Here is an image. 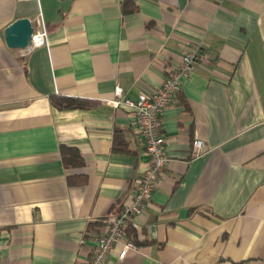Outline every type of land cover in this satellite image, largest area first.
<instances>
[{"label": "crops", "instance_id": "obj_1", "mask_svg": "<svg viewBox=\"0 0 264 264\" xmlns=\"http://www.w3.org/2000/svg\"><path fill=\"white\" fill-rule=\"evenodd\" d=\"M20 17L42 46L5 44ZM196 46L161 111L167 162L105 264H264V0H0V264L91 257L148 164L133 112L107 101L153 93Z\"/></svg>", "mask_w": 264, "mask_h": 264}, {"label": "built area", "instance_id": "obj_2", "mask_svg": "<svg viewBox=\"0 0 264 264\" xmlns=\"http://www.w3.org/2000/svg\"><path fill=\"white\" fill-rule=\"evenodd\" d=\"M45 36L44 25L34 27L31 43L27 49L42 46L45 43ZM203 59L199 46L184 53L179 64L172 69L170 75L156 91L150 94L141 93L137 99L125 97L121 87L116 85L114 97L107 102L115 108L125 107L133 112L141 132L148 164L135 181L130 201L122 205L120 212L109 221L105 232L97 237L91 257L84 264H105L108 252L119 241L125 224L141 213L149 202L155 184L167 162L165 138L161 132V111L176 98L182 80L187 78L198 62ZM201 144L200 139L194 141L197 150L201 148ZM135 248L133 242H125L119 252V258H124L129 250Z\"/></svg>", "mask_w": 264, "mask_h": 264}, {"label": "trees", "instance_id": "obj_3", "mask_svg": "<svg viewBox=\"0 0 264 264\" xmlns=\"http://www.w3.org/2000/svg\"><path fill=\"white\" fill-rule=\"evenodd\" d=\"M50 100L53 106L58 109H73L85 107V102L81 99L71 96H61L58 94H52ZM122 142L117 134L114 136L113 149H120ZM62 158L65 162L73 166H80L83 164L82 157L76 148L61 146Z\"/></svg>", "mask_w": 264, "mask_h": 264}, {"label": "water", "instance_id": "obj_4", "mask_svg": "<svg viewBox=\"0 0 264 264\" xmlns=\"http://www.w3.org/2000/svg\"><path fill=\"white\" fill-rule=\"evenodd\" d=\"M34 25L28 17L12 21L4 29V42L9 48L27 49L31 43Z\"/></svg>", "mask_w": 264, "mask_h": 264}, {"label": "bare ground", "instance_id": "obj_5", "mask_svg": "<svg viewBox=\"0 0 264 264\" xmlns=\"http://www.w3.org/2000/svg\"><path fill=\"white\" fill-rule=\"evenodd\" d=\"M22 50H24V49H22Z\"/></svg>", "mask_w": 264, "mask_h": 264}]
</instances>
